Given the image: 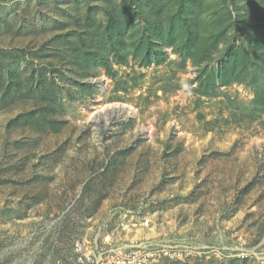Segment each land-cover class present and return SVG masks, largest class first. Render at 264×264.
<instances>
[{"label": "rangeland", "instance_id": "rangeland-1", "mask_svg": "<svg viewBox=\"0 0 264 264\" xmlns=\"http://www.w3.org/2000/svg\"><path fill=\"white\" fill-rule=\"evenodd\" d=\"M201 1L192 9L206 34L226 6ZM124 2L0 0V100L6 85L24 89L0 103V264H76L77 243L91 258L160 244L171 255L159 264H264V125L233 116L253 88L218 82L201 95L206 62L165 44L149 60L134 44L150 35L139 20L121 23L122 38L106 27ZM160 3L180 45L176 0ZM237 3L248 14L251 0ZM263 10L252 11L256 27L225 30L210 67L246 34L264 38ZM52 81L50 121H13L43 105L34 97Z\"/></svg>", "mask_w": 264, "mask_h": 264}, {"label": "trees", "instance_id": "trees-1", "mask_svg": "<svg viewBox=\"0 0 264 264\" xmlns=\"http://www.w3.org/2000/svg\"><path fill=\"white\" fill-rule=\"evenodd\" d=\"M160 1L163 0H128V4L125 3L123 7L128 5L122 20L119 16H115L111 10H107L106 13L109 14V20L106 25L108 29L112 28L116 35H119V38H122L121 31L119 26L123 23V28L127 27L132 21L139 20L140 23H137L139 29H142L143 32L149 33L148 36H142L138 38V41H134L136 50L139 49V53L145 55L149 60L152 57L156 56V61L160 62V54L157 49L162 45H171L176 52L182 53L184 51V57H195L199 62H206V67L203 70L199 71L198 76L196 77L197 85L199 87V93L201 95H215L219 87L217 83L220 82L221 85L227 86L233 82L243 83L249 85L253 88L254 96L251 100V107L245 112L238 110L234 112L233 116L238 115V119L242 120L245 117H248L250 121L255 119H262L261 122L264 125V38L253 35L249 38L247 36V43L244 45H235L230 44L226 47L227 57L225 60H219V64L216 67H210L209 64L214 59L213 50L217 48L219 42L229 41L231 38L238 36L242 32L243 25L247 26L249 21L255 17L256 9H264V0H259L260 6H253L255 1L251 0L250 10L248 14H244L239 8L237 0H223L226 6V12L220 11L215 19L210 23L211 29L208 30V33L204 34L205 27L203 26L199 17H197V11H194L192 6L202 4L201 0H176L177 4V16L180 20V25L183 30V39L180 42V45H176L174 37V28L175 22L171 16L163 17L162 11L159 8ZM133 4H135L133 6ZM252 7V8H251ZM253 11V12H252ZM264 12V10H263ZM264 21V20H262ZM258 22L250 23V29L256 27L255 24ZM258 25V24H257ZM264 26V22L259 24ZM258 26V27H260ZM232 29L235 32L231 38L225 33L226 29ZM137 40V39H136ZM98 45L101 43H97ZM115 47V46H114ZM116 51H119L118 48H115ZM93 52H91L92 55ZM96 56H101V54L94 52ZM94 57V56H91ZM126 55L120 56L116 61L125 62ZM149 62V61H148ZM151 62V61H150ZM104 66L106 67V72L109 77L113 78L114 73L112 70L111 63L109 61H104ZM0 78V88L4 85L3 81ZM15 81V80H14ZM54 84L50 86L48 92H46L47 87L40 89L37 97L35 90L30 88L29 93L32 94L31 97H34L36 101L43 102V105L40 107L35 106L34 108L27 110L26 112H21L13 121H23L22 126H29L36 129L41 126L42 123H45L49 120V116L52 115L54 109L52 107L53 102H55L58 96L55 94L57 90H54L56 81H52ZM5 93L0 100L1 105H7L10 103V97L14 100L17 98L21 92V86L14 87L13 85L4 86ZM54 88V89H53ZM46 89V90H45ZM116 91L119 88H116ZM242 115V116H241Z\"/></svg>", "mask_w": 264, "mask_h": 264}, {"label": "built area", "instance_id": "built-area-1", "mask_svg": "<svg viewBox=\"0 0 264 264\" xmlns=\"http://www.w3.org/2000/svg\"><path fill=\"white\" fill-rule=\"evenodd\" d=\"M78 257L76 264H159L162 259L171 255L169 250L160 244H140L124 251L115 252L109 258H91L83 252L81 244H75Z\"/></svg>", "mask_w": 264, "mask_h": 264}]
</instances>
